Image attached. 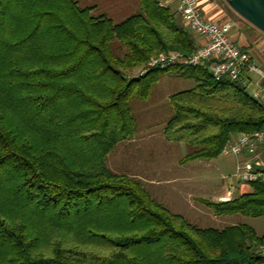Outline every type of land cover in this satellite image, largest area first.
Listing matches in <instances>:
<instances>
[{
  "label": "trees",
  "instance_id": "trees-1",
  "mask_svg": "<svg viewBox=\"0 0 264 264\" xmlns=\"http://www.w3.org/2000/svg\"><path fill=\"white\" fill-rule=\"evenodd\" d=\"M138 2L113 22L76 0H0V264H264V232L198 227L107 165L136 132L134 102L168 69L195 81L169 95L162 128L166 141L189 146L180 163L215 158L264 126L246 71L216 81L204 63L137 75L160 53L198 45L173 6ZM249 184L226 201H197L214 216L264 224V182Z\"/></svg>",
  "mask_w": 264,
  "mask_h": 264
},
{
  "label": "rangeland",
  "instance_id": "rangeland-1",
  "mask_svg": "<svg viewBox=\"0 0 264 264\" xmlns=\"http://www.w3.org/2000/svg\"><path fill=\"white\" fill-rule=\"evenodd\" d=\"M76 1L80 7L95 5L90 12L92 16L105 14L113 22L122 21L139 11L138 0ZM199 1L204 8L206 7V16L213 20L229 22L232 26L230 33L245 34L250 41L247 51L251 61L264 69V34L251 29L253 25L239 17L225 0ZM249 29L254 30L253 33ZM186 74V68L168 69L159 73L148 98L135 101L133 104L137 126L135 139L133 142L125 140L117 143L108 154L107 165L115 169V172L137 178L154 199H160L166 207L169 209L172 207L171 211L179 212L187 221L198 227L220 229L232 223H246L261 234L264 232V224L260 218L240 214L217 217L209 208L197 201L198 198L217 200L218 196L225 194L226 182L223 177L229 175L233 181L234 192L250 191L249 183L239 184L237 178L233 176L235 159L232 156L219 154L209 160L179 163V159L189 151V146L182 142H169L163 139L164 122L172 113L169 95L195 85L193 77ZM249 77L250 82L245 88L252 93L258 76L249 72ZM147 140H151L150 143L146 144ZM161 143L164 145H160ZM147 179H157L158 182L150 183Z\"/></svg>",
  "mask_w": 264,
  "mask_h": 264
},
{
  "label": "built area",
  "instance_id": "built-area-1",
  "mask_svg": "<svg viewBox=\"0 0 264 264\" xmlns=\"http://www.w3.org/2000/svg\"><path fill=\"white\" fill-rule=\"evenodd\" d=\"M160 5L171 4L180 20L200 39L201 43L189 54L177 51L160 53L150 58L137 71L143 75L150 68L175 65L197 66L208 63V72L218 81L225 77L238 79L243 71L255 73L258 79L251 95L264 103V69L252 62L246 50L238 46L229 34L230 23L205 17L199 0H158ZM222 155L235 159L233 176L238 183L264 182V126L254 131H244L229 139L221 150ZM226 192L218 201H226L234 192L231 175L223 177ZM264 253V246L261 248Z\"/></svg>",
  "mask_w": 264,
  "mask_h": 264
},
{
  "label": "water",
  "instance_id": "water-1",
  "mask_svg": "<svg viewBox=\"0 0 264 264\" xmlns=\"http://www.w3.org/2000/svg\"><path fill=\"white\" fill-rule=\"evenodd\" d=\"M230 8L264 33V0H225Z\"/></svg>",
  "mask_w": 264,
  "mask_h": 264
},
{
  "label": "crops",
  "instance_id": "crops-1",
  "mask_svg": "<svg viewBox=\"0 0 264 264\" xmlns=\"http://www.w3.org/2000/svg\"><path fill=\"white\" fill-rule=\"evenodd\" d=\"M200 4H201V2H200ZM201 8H202V11H203V13H204V15H205V17H207L208 19H212V18H210V17H208V16H206V10H205V8L202 6V4H201ZM236 13V12H235ZM237 14V13H236ZM238 15V14H237ZM239 16V15H238ZM239 17H241V16H239ZM245 25V24H244ZM231 24H230V29H229V34L231 35V37H232V39L234 40V42L238 45V46H240L242 49H249V46H250V41H249V39H247L244 35V33H242V32H240V33H235V32H231L230 33V30H231ZM245 27V26H244ZM248 26H246V28H247ZM254 27V26H253ZM251 28V29H256L255 31H260L259 29H257L256 27H254V28ZM250 30V29H249ZM191 31V30H190ZM252 33H253V31L254 30H250ZM191 33L193 34V36L195 37V39L197 40V44H200L201 43V39L194 33V32H192L191 31ZM260 33H263V32H261L260 31ZM264 34V33H263ZM254 88H255V83H254ZM137 131V130H136ZM137 132H135V134H136ZM135 134H134V136L131 138V139H128V140H126V141H129V142H133V140L135 139L134 137H135ZM163 139H164V137H163ZM162 138H161V140H163ZM125 141V140H124ZM150 141L151 140H147V141H145L146 142V144L147 143H150ZM119 143V142H118ZM160 145H164L163 143H161ZM109 154V153H108ZM107 158H108V155H107ZM179 162V161H178ZM177 162V163H178ZM180 163V162H179ZM107 164H108V162H107ZM109 166V165H108ZM110 167V166H109ZM112 170H114L115 171V169H112ZM117 172V171H116ZM140 178V177H139ZM142 180H144L143 178H141ZM167 180V179H166ZM174 180V179H173ZM147 181L148 182H150V183H156V182H158V180L157 179H147ZM156 200H158L161 204H164V206H165V203H163L160 199H156ZM172 203V202H171ZM170 203V204H171ZM172 205V204H171ZM168 206V205H167ZM173 206V205H172ZM166 207V206H165ZM166 208H168V207H166ZM169 209V208H168ZM169 210H172V207L170 206V209ZM176 213H179V212H177L176 211ZM180 214V213H179Z\"/></svg>",
  "mask_w": 264,
  "mask_h": 264
}]
</instances>
